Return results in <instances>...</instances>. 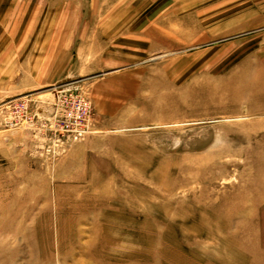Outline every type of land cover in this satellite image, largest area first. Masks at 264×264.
<instances>
[{"label": "rangeland", "instance_id": "rangeland-1", "mask_svg": "<svg viewBox=\"0 0 264 264\" xmlns=\"http://www.w3.org/2000/svg\"><path fill=\"white\" fill-rule=\"evenodd\" d=\"M0 264H264V0H0Z\"/></svg>", "mask_w": 264, "mask_h": 264}, {"label": "built area", "instance_id": "built-area-1", "mask_svg": "<svg viewBox=\"0 0 264 264\" xmlns=\"http://www.w3.org/2000/svg\"><path fill=\"white\" fill-rule=\"evenodd\" d=\"M91 105L86 101H82L77 113L69 114L67 122H64V126L56 123L57 126L61 127L65 134L71 140H78L87 133L91 127Z\"/></svg>", "mask_w": 264, "mask_h": 264}, {"label": "bare ground", "instance_id": "bare-ground-1", "mask_svg": "<svg viewBox=\"0 0 264 264\" xmlns=\"http://www.w3.org/2000/svg\"><path fill=\"white\" fill-rule=\"evenodd\" d=\"M245 79V78H244ZM236 82V81H235ZM250 85V84H249ZM249 85L243 83V82H237L234 83V86H230V87H219V88H214L211 89V94H219V95H225L227 93H234L231 89V87L234 88V91L240 93V94H246L247 90L249 89ZM250 94V93H249ZM233 97V96H232ZM111 215V213H110ZM120 219V217H119ZM108 230V229H107ZM108 232V231H107ZM110 234V233H109ZM107 235V234H106ZM117 242V241H116Z\"/></svg>", "mask_w": 264, "mask_h": 264}]
</instances>
